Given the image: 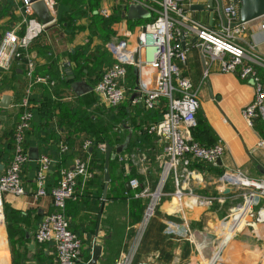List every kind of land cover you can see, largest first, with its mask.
Listing matches in <instances>:
<instances>
[{"label": "crops", "instance_id": "crops-1", "mask_svg": "<svg viewBox=\"0 0 264 264\" xmlns=\"http://www.w3.org/2000/svg\"><path fill=\"white\" fill-rule=\"evenodd\" d=\"M43 1L53 18L45 24L28 52L35 65L34 76H46L53 84L33 83L29 90L33 115L24 140L28 154L20 175L24 193L0 195V264H56L52 245L37 243L34 239L41 217L53 210L49 195L33 197L38 159L48 155L53 163L55 147L59 148L66 140L77 151L73 160L84 137L109 135L112 131L119 135L121 143L127 141V147L115 157L122 179L110 178L98 229L102 202L99 188L101 183L104 185L102 169L93 167L85 185L79 178L76 198L65 203L69 226L82 240L81 258L75 264H88L94 242L101 245L94 264H117L123 260L125 264H209L215 256V264H264V222L248 215L230 232V212L241 199L232 191L222 193L218 182L225 169L235 168L250 177L264 178V145H259L264 141V121L256 119L250 127L242 116L243 107L253 98L251 82L233 73L219 72L217 64L205 72L203 57L192 46V39L185 41L187 62L183 72L198 88L201 102L197 111L200 123L191 139L204 145L222 141L225 152L216 166L195 161L189 168L195 173L193 177L180 179L191 185L195 195L222 193V200L211 207L193 203V196L187 193L178 200L173 194L171 176L160 187L158 155L163 141L158 135L146 132L149 126L160 121L165 101L161 99L153 108H147L139 100L144 89L154 86L155 71L148 66L128 67L133 84H129L126 73L122 81L125 98L115 108L109 107L93 90L97 74L114 62L109 43L135 39L140 27L151 21V15L144 19L129 17L127 9L132 4L128 5L127 0H54L52 5ZM207 1L193 0L188 5L194 17L205 24H209L208 12L200 8ZM221 1L222 5L226 2ZM23 2L0 0V9L5 4L12 6L0 17V37L7 30L22 32ZM103 9L108 11L107 17L102 15ZM33 14L38 19L34 11ZM263 21L264 17L246 23L241 42L264 60ZM25 64L26 57H21L9 68H0L1 97L4 94L11 97L10 105L0 110V175L13 155L12 133L20 112L15 92L26 79ZM63 65L72 71L73 80H67ZM257 71L264 82V68L257 67ZM75 81L80 82L77 91L72 88ZM35 152L38 159H30L29 155ZM133 156L137 160L133 161ZM54 169L52 165L49 174L54 175ZM132 177L139 181L137 191L146 189L148 194L161 190L146 222L143 217L150 196H134L135 191L128 183ZM51 182L48 175L46 186L52 187ZM262 204L264 201L253 207L254 213Z\"/></svg>", "mask_w": 264, "mask_h": 264}, {"label": "built area", "instance_id": "built-area-1", "mask_svg": "<svg viewBox=\"0 0 264 264\" xmlns=\"http://www.w3.org/2000/svg\"><path fill=\"white\" fill-rule=\"evenodd\" d=\"M47 1L51 5L55 2ZM192 1L127 0L128 5H142L151 15V21L140 27L135 39H119L109 43L114 62L103 70L93 90L109 107L115 108L125 98L126 89L122 81L128 66L138 68L148 66L155 71L154 86L144 89L139 100L143 101L147 108H153L161 99H164L166 104L160 121L146 130L148 134L158 135L163 141L162 151L158 155L161 167L160 187L167 177L171 176L174 183L173 194L178 200L185 193L191 194L193 203L204 207H211L220 202L224 190L231 189L233 194L241 199V203L230 212L232 222L228 229L233 232L240 221L248 215L254 216L258 222H264V204L256 213L253 210L256 204L264 201V178L250 177L240 168L225 169L218 177L222 193L201 196L195 195L187 182L180 181L181 177L186 180L193 177L195 173L189 168L195 161L216 166L225 152V144L222 141L217 140L210 145H204L191 139L192 132L198 124L196 114L201 102L198 88L183 72V66L187 62L185 41L195 39L192 46L203 57L205 72L211 65L217 64L219 72L233 73L240 79L251 82L253 98L242 109L245 123L250 127L257 118L264 121V83L257 71V67L264 68V60L242 44L246 25L233 26L239 21L238 0H226L222 5L223 14L209 16L207 18L209 24L202 23L194 17L188 7ZM22 10L24 13L22 32L7 30L0 37V68H9L15 59L26 57L25 75L28 80L25 95L18 104L20 112L13 128V155L5 171L0 175V195L24 193L20 175L24 163L28 160L24 140L32 117L28 100L29 90L33 83L53 84L46 76H34L35 65L28 52L29 46L41 34L45 25L34 16L27 0H24ZM101 13L104 17L108 16L105 9ZM261 27L264 29V21ZM91 143V139H85L82 149L90 148ZM259 145H264V141L261 140ZM99 147L105 151L103 143L99 144ZM65 148L66 146L61 144V150ZM51 163L52 159L44 154L38 159L33 197L39 199L49 195L53 210L41 217L34 239L37 243L52 245L56 264H75L81 255V240L69 229L65 203L68 199L76 198L78 178L87 180L91 176V170L87 161L75 157L69 167H60L57 184L48 192L46 177ZM128 183L135 191V197L150 196L143 217V221L146 222L153 213L161 190L159 188V191L148 194L146 189L137 191L139 181L135 177L130 178ZM186 230L190 239L191 234L189 235L188 229ZM216 262L215 256L209 264ZM117 264H125V260L118 261Z\"/></svg>", "mask_w": 264, "mask_h": 264}, {"label": "water", "instance_id": "water-1", "mask_svg": "<svg viewBox=\"0 0 264 264\" xmlns=\"http://www.w3.org/2000/svg\"><path fill=\"white\" fill-rule=\"evenodd\" d=\"M30 3L31 9L37 15L39 21L42 24H46L52 20V16L49 14L46 5L43 0H27ZM239 1V21L233 24V26H239L242 24H246L252 20L259 19L264 17V0H238ZM195 7H192L194 9ZM200 10H206L208 12V17H212L215 12H218L219 15H222V1L221 0H208L207 3L201 5ZM127 15L129 17H139V18H148L150 17L149 13L146 9L140 4H132L127 9ZM144 31V28H143ZM195 39L192 40L194 42ZM182 44L184 46V37L182 36ZM64 68L67 69V80H73L74 76L72 75V71L67 67V65H63ZM136 71V69H135ZM80 84V82L75 81L72 85V88L77 91L76 87ZM11 97L7 94L2 95L0 99V107L7 108L10 105ZM127 147V141L121 143L115 148L113 151V147L109 144H106L105 147V159H104V185L102 190V202L99 208L98 220H97V229L99 227V221L101 218V213L103 209V201L106 198L108 183L110 181V173H109V161L122 153V151ZM113 151V152H112ZM30 159H38L37 152L31 153L29 155ZM219 162V161H218ZM126 187L128 185L126 184ZM231 189H226L224 193L231 192ZM97 233V231H96ZM101 252V245L96 244L95 242L92 245V255L91 259L88 261V264H94L99 257Z\"/></svg>", "mask_w": 264, "mask_h": 264}, {"label": "trees", "instance_id": "trees-1", "mask_svg": "<svg viewBox=\"0 0 264 264\" xmlns=\"http://www.w3.org/2000/svg\"><path fill=\"white\" fill-rule=\"evenodd\" d=\"M57 1V0H55ZM11 5L9 4H5V5H2L1 6V9H0V17L5 15L7 12L10 11L11 9ZM66 9V6L64 7V10ZM63 10V11H64ZM86 63V62H85ZM112 65V64H111ZM130 67V66H128ZM127 67V74H128V77H129V84L132 85L133 83V76H132V72H131V69H129ZM47 71V70H46ZM103 72V71H102ZM97 74V78L95 79V83H97V81L100 79L101 77V74ZM39 74V73H37ZM260 75V74H259ZM261 77V76H260ZM263 81V80H262ZM264 83V82H263ZM26 87H27V78L24 79L19 86H17L16 88V92H15V99H16V104L19 103V101L22 99V97L24 96L25 92H26ZM2 90V89H0ZM15 104V105H16ZM121 104V103H120ZM119 104V105H120ZM33 115V114H32ZM196 118H197V121L198 123H200V119L199 117L197 116L196 114ZM259 119V118H257ZM256 119L254 120V123H255ZM263 121V120H261ZM253 123V124H254ZM198 125V124H197ZM198 127V126H197ZM14 128V127H13ZM31 128V127H30ZM27 135V133H26ZM25 135V136H26ZM85 139H91L92 140V143H91V146L90 148H87L86 150L82 149V143ZM13 141V140H12ZM121 141L122 139L119 137V135H117V133L115 131H112L111 134L109 135H97L96 137H91V136H88V137H84L80 143L78 144V153L76 154L77 156L76 157H81L84 161H87L89 166V170L93 169V167L97 166L99 167L100 169H102V177H103V169H104V159H105V151L101 150L100 147H99V144L100 143H106V144H109L110 146H112L113 148H116L118 145L121 144ZM57 142V141H56ZM59 143V141L57 142ZM61 144L62 145H65L66 148L65 150H61ZM24 146L26 147L25 145V142H24ZM77 151H73V148L68 144V142L65 140L64 142L60 143L59 145V148L58 147H55V160H53V163H51V166H50V169L52 167V165H55V171H54V175H51L49 174V172L47 173V177H46V183H47V179H48V175H49V179L52 180L51 184L53 185L52 187L50 186H46V189L48 192L51 191V189L57 184V181L60 177V173H59V169L61 166H66V167H69L73 160L71 159L72 156L76 153ZM48 156V155H47ZM117 158H113L112 160L109 161V173H110V178L112 180V178H117V180H120L122 179V176H121V171H120V167H118L116 164H117ZM116 160V161H115ZM113 162V163H112ZM25 164V163H24ZM25 166V165H24ZM33 166V165H32ZM38 167V166H37ZM36 167V168H37ZM23 168V167H22ZM49 169V170H50ZM51 175V177H50ZM102 177H101V181H102ZM82 179V177H79ZM78 178V180H79ZM83 180V179H82ZM89 180V178L85 181H83V185H85L87 183V181ZM102 188H103V183H101V186L99 188V192L101 193L102 191ZM77 191V186H76V190ZM77 193V192H76ZM69 224V223H68ZM69 229L75 233L72 228H70L69 226ZM76 234V233H75ZM79 239L80 237L78 235H76ZM81 240V239H80ZM81 254H82V240H81ZM80 258H81V255H80ZM53 259H54V255H53ZM79 260V259H78ZM77 260V261H78ZM76 261V262H77Z\"/></svg>", "mask_w": 264, "mask_h": 264}, {"label": "rangeland", "instance_id": "rangeland-1", "mask_svg": "<svg viewBox=\"0 0 264 264\" xmlns=\"http://www.w3.org/2000/svg\"><path fill=\"white\" fill-rule=\"evenodd\" d=\"M132 160H133V161L137 160V157H136V156H133V157H132ZM235 201L238 202V200H235Z\"/></svg>", "mask_w": 264, "mask_h": 264}]
</instances>
